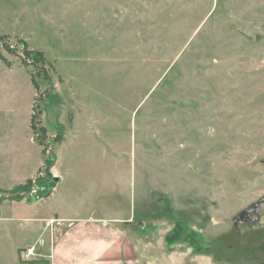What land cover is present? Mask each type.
I'll return each mask as SVG.
<instances>
[{
    "label": "rangeland",
    "instance_id": "1",
    "mask_svg": "<svg viewBox=\"0 0 264 264\" xmlns=\"http://www.w3.org/2000/svg\"><path fill=\"white\" fill-rule=\"evenodd\" d=\"M0 33V205L109 193L155 264H264V0H0Z\"/></svg>",
    "mask_w": 264,
    "mask_h": 264
},
{
    "label": "crops",
    "instance_id": "2",
    "mask_svg": "<svg viewBox=\"0 0 264 264\" xmlns=\"http://www.w3.org/2000/svg\"><path fill=\"white\" fill-rule=\"evenodd\" d=\"M59 188L56 187L47 197L21 202L6 200L0 205V215L5 206H22V211H19L23 212L8 220V228H17V234L22 239L14 246L10 259L6 260L0 253L2 264L157 263L158 251L154 248V243L157 242L152 237L143 235L141 225L123 224L126 222V215L113 210L118 209V206L106 210L105 199L100 200V205L96 204L97 197L100 199L105 196L108 199L109 193L98 194L94 201V197L89 200L85 193L79 192H75L77 196L73 195V198L62 196ZM115 192L116 190H110V196L115 195ZM58 200L63 203L52 207V203ZM40 205L46 208L41 209ZM46 221L52 223L46 226ZM30 245L36 247V254L30 261H24L20 251ZM144 249L148 254L144 255Z\"/></svg>",
    "mask_w": 264,
    "mask_h": 264
},
{
    "label": "trees",
    "instance_id": "3",
    "mask_svg": "<svg viewBox=\"0 0 264 264\" xmlns=\"http://www.w3.org/2000/svg\"><path fill=\"white\" fill-rule=\"evenodd\" d=\"M21 43H22V46L25 48V47H27L26 46V43H25V41L24 40H21L20 41ZM3 49H6V50H8V51H10V52H15V53H17L18 51V47L17 46H13V44L11 43V42H9V40H8V37H7V35H4V34H1L0 33V58L3 60V61H5L8 65H10V61L9 60H7V58L4 56V54H3ZM39 112V111H38ZM39 117V114L37 115H35V118H38ZM33 120H34V122L32 121V124H31V127H32V129L34 130V132H36V133H41L42 134V137H46V128L44 127V126H42V125H40V122H39V120H35L34 118H33ZM52 161H53V159H50V158H47L46 159V166H45V168L46 169H49V167H50V165H51V163H52ZM48 179L49 180H53V177L52 178H50V176H49V173H48ZM42 180H44L43 179V177H41L40 179H39V182H40V184L42 183ZM31 184H32V180L31 179H29L26 183H25V185H24V189H28V188H30L31 187ZM44 187H42V189H43ZM50 191H49V189L48 190H46V191H43V190H40V192L38 193V195L37 196H39V197H46V196H49L50 195V193H49ZM21 191L19 192V193H17L16 194V196L18 195L19 197H21Z\"/></svg>",
    "mask_w": 264,
    "mask_h": 264
},
{
    "label": "built area",
    "instance_id": "4",
    "mask_svg": "<svg viewBox=\"0 0 264 264\" xmlns=\"http://www.w3.org/2000/svg\"><path fill=\"white\" fill-rule=\"evenodd\" d=\"M41 173H42V170L40 169L38 170V173L35 174L33 178L31 179L32 180L31 190H30L31 195L37 194L40 190V188L38 187L37 181H39V179L42 177ZM51 223H52L51 221L45 222L46 226H49ZM35 254H36V247L33 245L27 246L20 251V256L22 260L24 261H30L35 256Z\"/></svg>",
    "mask_w": 264,
    "mask_h": 264
},
{
    "label": "water",
    "instance_id": "5",
    "mask_svg": "<svg viewBox=\"0 0 264 264\" xmlns=\"http://www.w3.org/2000/svg\"><path fill=\"white\" fill-rule=\"evenodd\" d=\"M55 180H57V181H58V180H59V177H55Z\"/></svg>",
    "mask_w": 264,
    "mask_h": 264
}]
</instances>
